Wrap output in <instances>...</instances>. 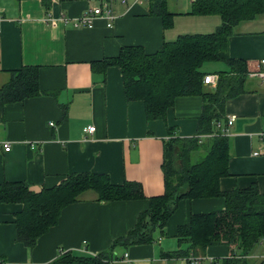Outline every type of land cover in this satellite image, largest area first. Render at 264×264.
Segmentation results:
<instances>
[{"label":"crops","instance_id":"obj_1","mask_svg":"<svg viewBox=\"0 0 264 264\" xmlns=\"http://www.w3.org/2000/svg\"><path fill=\"white\" fill-rule=\"evenodd\" d=\"M151 1H114L113 26L96 16L89 27L75 25V20L101 0H0V86L9 71L27 64L39 68L40 86L37 95L3 107L0 183L19 180L39 191L60 184L73 171L89 170L108 174L115 184L139 181L145 193L144 198L104 202L88 191L65 206L57 224L33 247L15 237L14 219L22 204L1 203L3 264H45L62 250L96 254L108 249L149 207L148 198L165 190L162 156L167 128L180 137L197 135V116L203 107L200 95L178 96L163 119H147L142 100L126 98L121 68L97 62L117 56L125 45H140L153 53L180 34L212 32L222 22L216 14H190L193 0H176L172 8L166 6L171 14L165 24L151 11ZM49 14L52 20H47ZM228 47L232 58L248 62L249 78L245 92L225 100L224 116L228 120L234 115L235 120L228 128L229 174L219 184L228 191L256 183L264 193V78L255 74L264 72V13L237 24ZM224 67V62L209 61L201 69L216 74ZM86 126L96 128L84 132ZM225 203L215 196L181 200L158 239L165 246L132 244L123 250L131 263L118 258L114 264H178L161 256L162 251L177 248V226L186 223L190 213L222 209ZM260 242L248 255L253 261L264 258V241ZM229 253L228 247L216 245L205 255L216 258Z\"/></svg>","mask_w":264,"mask_h":264},{"label":"trees","instance_id":"obj_2","mask_svg":"<svg viewBox=\"0 0 264 264\" xmlns=\"http://www.w3.org/2000/svg\"><path fill=\"white\" fill-rule=\"evenodd\" d=\"M190 7V14L219 15L221 24L208 33L180 34L173 41L163 42L153 53H147L140 45H125L117 56L97 62L104 67L113 64L121 68L126 98L141 99L147 119H163L178 96L200 95L203 107L197 116V135L180 137L171 127L167 128L169 137L163 141L162 156L165 190L148 198L149 207L137 215L136 223L125 235L117 236L108 249L96 254L62 250L45 264H114L123 258L124 253L122 257L118 255L119 247L125 251L132 244H151L157 235L163 236L166 223L181 200L214 196L223 197L225 207L190 213L187 222L176 228L177 248L162 251L161 256L178 261L188 255H205L217 245L228 247L230 253L216 256L214 264H264V258L253 261L248 257L264 237V193L256 183L228 191L219 184L229 174L231 150L228 133L221 131L227 121L225 100L245 92L249 78L248 62L229 55L228 40L237 24L264 13V0H193ZM150 8L167 23L171 12L165 0H152ZM209 61L226 65L216 72L219 81L215 87L203 84L206 73L201 68ZM38 74L39 68L29 64L9 71L0 86V121L6 103L39 93ZM203 136L207 138L202 140ZM140 183L129 179L115 184L108 174L89 170L73 171L60 184L39 191L30 190L26 182L4 179L0 183V204H22L14 219L15 237L33 247L40 235L57 224L65 206L79 201L88 191L95 194L96 201L139 199L145 196Z\"/></svg>","mask_w":264,"mask_h":264},{"label":"built area","instance_id":"obj_3","mask_svg":"<svg viewBox=\"0 0 264 264\" xmlns=\"http://www.w3.org/2000/svg\"><path fill=\"white\" fill-rule=\"evenodd\" d=\"M114 1H121V3L123 2H127L128 0H101V2H99V4H95L93 6H89L85 11V13H83L81 15V17H78L75 20V25H84V26H93V19L96 16L99 17H103L106 20V24L108 26L112 25L113 26V22L116 18V13L114 12V10H112L111 8V3ZM139 2L143 1V0H138ZM53 19V15L49 14L47 20H52ZM262 62L264 63V59H262ZM255 74H257L258 76L264 78V72L261 70H258ZM219 81V76L217 74H205L204 75V82L203 84L205 85H210L212 87H215L217 82ZM228 120L226 121L225 125L221 127V131H223L224 133H229L228 128L229 126L234 123L235 120V116L234 115H229L228 116ZM94 128H96L95 126H86L85 129H83L84 132H92L94 130ZM261 137L264 138V131L261 132ZM9 144L6 143L4 144V150H9ZM262 240L264 241V237H262ZM123 258L127 260V252L123 254ZM188 260L190 261V264H201L203 261L205 264H214V262L216 261L215 257L212 256H207V255H198V256H193V255H188V257H182L180 259H178L179 262H181V264H187ZM129 261V260H127ZM131 263V261H129ZM0 264H3L2 261H0Z\"/></svg>","mask_w":264,"mask_h":264},{"label":"rangeland","instance_id":"obj_4","mask_svg":"<svg viewBox=\"0 0 264 264\" xmlns=\"http://www.w3.org/2000/svg\"><path fill=\"white\" fill-rule=\"evenodd\" d=\"M175 1H176V0H167V2H166V6L172 8V6L175 4ZM160 237H161L160 235H157V237L155 238V241H154V246H156V247H158V248H160V245H161V246H165V245H162V244H161V243H162L161 240H160V241L158 240ZM162 238L168 240V238H166V237H162ZM118 249H119V250H118V255L120 256L121 253H123L124 251H123L122 248H118ZM174 264H176V262H174ZM178 264H181V262H179Z\"/></svg>","mask_w":264,"mask_h":264}]
</instances>
